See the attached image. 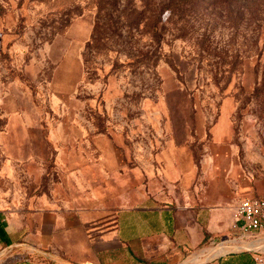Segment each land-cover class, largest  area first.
Instances as JSON below:
<instances>
[{
	"label": "rangeland",
	"instance_id": "rangeland-1",
	"mask_svg": "<svg viewBox=\"0 0 264 264\" xmlns=\"http://www.w3.org/2000/svg\"><path fill=\"white\" fill-rule=\"evenodd\" d=\"M224 115L230 166L257 172L264 0H0V212L13 240L0 238V264L46 262L21 251L51 209L153 193L168 143L204 168ZM263 236L230 231L199 253Z\"/></svg>",
	"mask_w": 264,
	"mask_h": 264
},
{
	"label": "crops",
	"instance_id": "crops-1",
	"mask_svg": "<svg viewBox=\"0 0 264 264\" xmlns=\"http://www.w3.org/2000/svg\"><path fill=\"white\" fill-rule=\"evenodd\" d=\"M224 116L215 126L219 150L207 152L204 168L185 145L168 143L159 154L162 174L153 193L122 207L51 209L37 217V230L28 236L33 244H22L21 251L46 262L5 264H264V236L251 241H260L261 248L204 260L199 253L206 239L231 231L242 200L264 195V159L257 172L230 166L222 145L229 131ZM0 225L6 232L2 243L11 246L2 212Z\"/></svg>",
	"mask_w": 264,
	"mask_h": 264
},
{
	"label": "built area",
	"instance_id": "built-area-1",
	"mask_svg": "<svg viewBox=\"0 0 264 264\" xmlns=\"http://www.w3.org/2000/svg\"><path fill=\"white\" fill-rule=\"evenodd\" d=\"M231 232L242 237L264 234V195L240 202Z\"/></svg>",
	"mask_w": 264,
	"mask_h": 264
},
{
	"label": "bare ground",
	"instance_id": "bare-ground-1",
	"mask_svg": "<svg viewBox=\"0 0 264 264\" xmlns=\"http://www.w3.org/2000/svg\"><path fill=\"white\" fill-rule=\"evenodd\" d=\"M237 247H245V248H250V247H258L261 248V242L257 241V242H243L241 246H237ZM229 248H231V246H227L223 243L219 244L217 247L210 249V251L214 250V254L218 255L221 254L222 252H226L227 250H229ZM264 251V250H263Z\"/></svg>",
	"mask_w": 264,
	"mask_h": 264
},
{
	"label": "trees",
	"instance_id": "trees-1",
	"mask_svg": "<svg viewBox=\"0 0 264 264\" xmlns=\"http://www.w3.org/2000/svg\"><path fill=\"white\" fill-rule=\"evenodd\" d=\"M0 236H3V237L6 236V232L4 230V226H1V225H0Z\"/></svg>",
	"mask_w": 264,
	"mask_h": 264
}]
</instances>
